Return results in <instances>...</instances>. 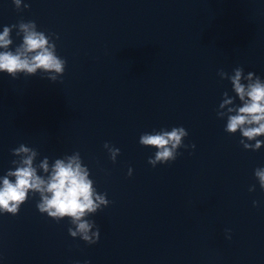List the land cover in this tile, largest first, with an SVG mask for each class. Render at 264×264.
<instances>
[{
	"label": "clouds",
	"instance_id": "obj_1",
	"mask_svg": "<svg viewBox=\"0 0 264 264\" xmlns=\"http://www.w3.org/2000/svg\"><path fill=\"white\" fill-rule=\"evenodd\" d=\"M21 2L22 0H13L17 10H20ZM28 7L29 5H24V8ZM13 29L17 30V36L22 37V42L11 50ZM65 65L66 61L56 53L52 36L39 31L35 21L21 20L18 24L4 26L0 32V72L15 79L21 73L34 76L40 71L46 74L49 81L56 82L64 74ZM219 75L230 81L235 93L233 97L224 92L222 103L219 104L218 116L227 117L225 131L229 134L239 131V142L244 149L259 150L264 144V141L257 139L264 136V80L253 72L245 75L242 67L233 69L231 75L221 70ZM236 98L240 101L239 105L235 104ZM225 105L232 107L227 112L220 111ZM187 136L188 132L184 127H173L170 131L146 132L140 136L139 143L156 149L148 159V163L155 167L157 164L174 161L179 148L189 147L183 143ZM252 141L255 143H250ZM104 147L108 150L110 159L115 162L120 149L108 143ZM190 147L195 148V145ZM12 154L18 158L12 161L14 169H9L4 176H0V213L15 216L27 201L29 193L38 194L40 199L36 207L41 214H47L57 222L69 219L71 226L68 233L71 237H79L87 244L97 243L99 228L87 217L107 207L110 201L106 198V193L97 192L94 181L90 179V171L83 164L79 152L55 159L51 167L47 157L38 165L34 164L38 152L25 144L13 149ZM128 175H132L131 168ZM254 176L264 190V167L256 168ZM249 191H255V185ZM253 204L255 206L257 202L253 201Z\"/></svg>",
	"mask_w": 264,
	"mask_h": 264
}]
</instances>
